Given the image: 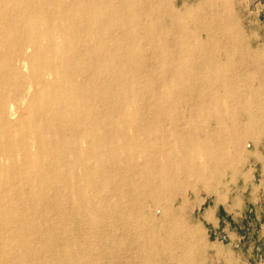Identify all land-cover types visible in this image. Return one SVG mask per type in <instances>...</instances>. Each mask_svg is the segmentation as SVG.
<instances>
[{
    "label": "bare ground",
    "instance_id": "1",
    "mask_svg": "<svg viewBox=\"0 0 264 264\" xmlns=\"http://www.w3.org/2000/svg\"><path fill=\"white\" fill-rule=\"evenodd\" d=\"M237 15L231 0L184 13L168 0H0V264L204 252L186 219L184 195L209 186L194 162L230 167L224 134L264 138V90L249 78L235 92L236 71L220 64L227 45L248 47ZM150 204L170 222L147 220Z\"/></svg>",
    "mask_w": 264,
    "mask_h": 264
},
{
    "label": "rangeland",
    "instance_id": "2",
    "mask_svg": "<svg viewBox=\"0 0 264 264\" xmlns=\"http://www.w3.org/2000/svg\"><path fill=\"white\" fill-rule=\"evenodd\" d=\"M168 1L170 7L180 13L193 7L195 9L199 4V0L197 3L196 0ZM231 5H233L236 15L238 14L241 31L249 43L246 42L248 47L246 44L237 47L231 45L224 47L223 53L221 52L220 64L228 65L230 70L232 68L236 71L237 76L235 78L233 76L234 84L239 82V79L245 83L249 78H254L253 86L251 85L252 90L262 92V89L264 90V0H231ZM240 84H235V87L238 85L241 88L243 84ZM239 87L235 89V92L242 90ZM228 91L222 87L217 93L224 96ZM237 97L240 98V94L237 96L235 94L234 98L237 99ZM248 99L249 95L245 97L244 103H247ZM262 99L264 101V97ZM24 110L25 108H22L20 112L22 113ZM189 110L190 108L184 111L183 108L179 113L183 125L186 124L190 115ZM208 110H206L207 114L205 113L207 117L214 113L213 109H210V112ZM256 112L257 115H260L258 114L260 112L261 115H264L261 110ZM247 119L246 112L242 113L236 123L244 124ZM224 122L230 127L233 126L228 119ZM208 125L207 129L204 127L205 132L217 131V125L212 120ZM229 131L227 130L226 134L233 133L232 130ZM222 136L224 138L222 137L221 141L226 145L225 151H229L228 153L224 152L226 155L223 153L222 162L226 163L225 160L236 161L230 167L212 170V173L209 167L212 165L211 160L198 159L194 162V166L204 172L209 186L200 192L191 191L184 195L191 206L186 219L190 225L196 227L194 229L197 232L200 231L198 232L201 234L199 237H202L200 240L206 242L202 243L206 248H204L203 255L197 254L193 258L192 263L183 264H264V138L259 143L249 141L248 145L245 146V143H243L244 145L241 143L242 146H240L241 144H235L233 136L225 134ZM203 169L206 173L202 171ZM151 205L148 206L150 208L147 210V220L155 221V223L167 220L170 222L168 217L162 215L161 205L157 204V207ZM148 215L154 218L148 219ZM161 216H163L162 220ZM172 255L177 260L181 254L177 251ZM169 264L178 263L174 261Z\"/></svg>",
    "mask_w": 264,
    "mask_h": 264
},
{
    "label": "crops",
    "instance_id": "3",
    "mask_svg": "<svg viewBox=\"0 0 264 264\" xmlns=\"http://www.w3.org/2000/svg\"><path fill=\"white\" fill-rule=\"evenodd\" d=\"M260 141H261V140H260ZM260 141H259V142H260ZM259 142H258V143H259Z\"/></svg>",
    "mask_w": 264,
    "mask_h": 264
}]
</instances>
